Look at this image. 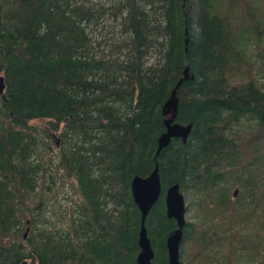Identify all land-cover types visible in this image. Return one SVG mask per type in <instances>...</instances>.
<instances>
[{
    "label": "trees",
    "instance_id": "16d2710c",
    "mask_svg": "<svg viewBox=\"0 0 264 264\" xmlns=\"http://www.w3.org/2000/svg\"><path fill=\"white\" fill-rule=\"evenodd\" d=\"M263 3L0 0V264H137L131 186L156 163L153 264H168L175 184L196 214L181 264H264ZM186 66L175 122L192 132L156 159Z\"/></svg>",
    "mask_w": 264,
    "mask_h": 264
},
{
    "label": "water",
    "instance_id": "95a60500",
    "mask_svg": "<svg viewBox=\"0 0 264 264\" xmlns=\"http://www.w3.org/2000/svg\"><path fill=\"white\" fill-rule=\"evenodd\" d=\"M184 74L185 78L174 89L170 99L163 108L164 117L169 115L170 118L165 121L166 132L158 140L156 159L164 149L171 145L173 140L180 139L183 142H187L192 132V125L185 126L175 122L178 113L177 90L183 81L190 79L189 66L185 67ZM5 90V78L4 76H0V95H3ZM131 187L133 199L141 212V229L139 234L140 253L137 258V264H153L155 253L148 236L146 221L150 212L160 200L163 192L158 163H156L154 171L148 178L135 177ZM237 193L238 191L236 195ZM165 204L168 219H173L177 223V228L169 233L166 241L168 264H181V244L183 241V230L187 224L186 214L188 207L185 196L181 192L180 185L175 184L167 190Z\"/></svg>",
    "mask_w": 264,
    "mask_h": 264
},
{
    "label": "rangeland",
    "instance_id": "374dc122",
    "mask_svg": "<svg viewBox=\"0 0 264 264\" xmlns=\"http://www.w3.org/2000/svg\"><path fill=\"white\" fill-rule=\"evenodd\" d=\"M262 12L264 14V3L262 4ZM110 24L109 22L107 21L106 22V30L104 31L105 35H106V38H108L109 36V28ZM252 74L254 77H256V79L258 80V82L260 84H263L264 85V63L262 61V59H260L259 61H257L254 65V67H252ZM37 125L40 126L41 129H47L46 127V123L45 122H38ZM47 134V137H49V141L51 142L52 146L55 147L56 144H57V135L53 132H46ZM237 191V190H235ZM69 198V190L68 189H65V190H62L59 192V195L57 197L58 199V203L61 204V205H64L65 207H68L70 205V200H68ZM64 207V208H65ZM195 211L193 209H190L189 211H187V214H186V219L188 221H194L195 219Z\"/></svg>",
    "mask_w": 264,
    "mask_h": 264
},
{
    "label": "flooded vegetation",
    "instance_id": "af4514ba",
    "mask_svg": "<svg viewBox=\"0 0 264 264\" xmlns=\"http://www.w3.org/2000/svg\"><path fill=\"white\" fill-rule=\"evenodd\" d=\"M187 211H188V209H187Z\"/></svg>",
    "mask_w": 264,
    "mask_h": 264
}]
</instances>
